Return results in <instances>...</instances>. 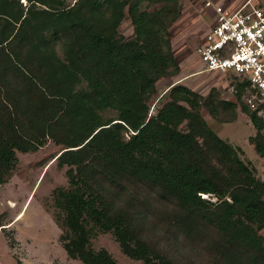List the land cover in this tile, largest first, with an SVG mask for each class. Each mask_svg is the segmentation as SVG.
<instances>
[{
  "label": "trees",
  "instance_id": "obj_1",
  "mask_svg": "<svg viewBox=\"0 0 264 264\" xmlns=\"http://www.w3.org/2000/svg\"><path fill=\"white\" fill-rule=\"evenodd\" d=\"M25 1L0 0V189L18 153L52 141L68 168L52 200L70 259L118 264L93 247L111 234L144 264H187L183 251L200 250L209 264H264V181L201 112L233 123L240 107L264 157V104L243 100L250 82L236 81L235 102L179 83L151 112L158 82L181 72L170 39L181 1Z\"/></svg>",
  "mask_w": 264,
  "mask_h": 264
},
{
  "label": "rangeland",
  "instance_id": "obj_2",
  "mask_svg": "<svg viewBox=\"0 0 264 264\" xmlns=\"http://www.w3.org/2000/svg\"><path fill=\"white\" fill-rule=\"evenodd\" d=\"M180 1L183 13L171 27L170 39L181 72L158 82V93L152 101V114H156L167 100L165 94L168 89L164 88L179 83L205 97L215 89L221 99L236 100V80L221 73H203V66L196 52L203 37L216 22L209 0ZM22 2L26 5L25 0ZM68 2L73 5L76 0ZM263 7L258 8L264 9ZM121 33L126 37L133 35L129 18L123 22ZM59 53L61 55V51ZM201 112L223 140L242 149V159L250 163L256 170L257 177L264 181V157L249 142V138L256 135L250 118L240 112L239 120L229 125L213 118L206 109ZM115 115L114 111L105 114L107 117ZM61 150V146L49 141L36 153H18V166L0 189V213L5 217L0 229V264H82L67 255L60 240L62 230L54 218L52 193L58 187H68V168H59L53 159ZM203 197L216 201L210 195ZM262 235L264 236V231ZM92 242L96 250H108L118 264H144L125 256L111 234H101ZM183 253L187 264H209L205 251Z\"/></svg>",
  "mask_w": 264,
  "mask_h": 264
},
{
  "label": "built area",
  "instance_id": "obj_3",
  "mask_svg": "<svg viewBox=\"0 0 264 264\" xmlns=\"http://www.w3.org/2000/svg\"><path fill=\"white\" fill-rule=\"evenodd\" d=\"M214 11L216 22L196 50L203 72L247 79L255 93L246 104L256 110L264 104V9L216 6Z\"/></svg>",
  "mask_w": 264,
  "mask_h": 264
},
{
  "label": "crops",
  "instance_id": "obj_4",
  "mask_svg": "<svg viewBox=\"0 0 264 264\" xmlns=\"http://www.w3.org/2000/svg\"><path fill=\"white\" fill-rule=\"evenodd\" d=\"M254 2V3H253ZM208 3H211L210 7H212V9L214 10V7L216 6H223L224 8L228 9V10H231V11H235V10H238L244 6H247V8H250L251 6H255V7H260V6H264V0H209ZM251 3V4H250ZM264 8V7H263ZM214 15H215V11H214ZM215 19H216V15H215ZM211 29V28H210ZM209 29V30H210ZM204 39H205V36L203 37L202 39V43L204 42ZM201 43V44H202ZM203 72V70H202ZM205 73V72H203ZM222 75H229L231 77H233L236 81H246L247 79H244V78H241V77H238L236 75H233V74H222ZM187 79V78H186ZM182 80H185V79H182ZM161 82V80H160ZM183 82V81H182ZM168 87H171V86H168ZM164 88V89H170V88ZM236 89V88H235ZM234 89V90H235ZM235 94H236V90H235ZM250 92L248 91L246 93V95L244 96L243 100H244V103L246 104V99L251 95H249ZM235 97V96H234ZM227 100V99H226ZM229 101H233L235 102L236 100H229ZM247 105V104H246ZM243 113L241 108L238 107V109L236 110V121L233 122V123H226V124H234L236 123L240 117V114L239 113ZM263 112H261L260 114L262 115ZM244 114V113H243ZM206 120V119H205ZM210 126V125H209ZM253 137V136H252ZM250 139V138H249Z\"/></svg>",
  "mask_w": 264,
  "mask_h": 264
},
{
  "label": "bare ground",
  "instance_id": "obj_5",
  "mask_svg": "<svg viewBox=\"0 0 264 264\" xmlns=\"http://www.w3.org/2000/svg\"><path fill=\"white\" fill-rule=\"evenodd\" d=\"M21 217V216H20Z\"/></svg>",
  "mask_w": 264,
  "mask_h": 264
}]
</instances>
